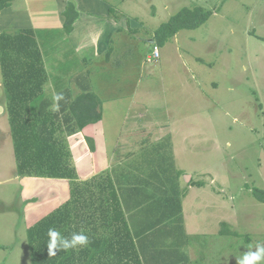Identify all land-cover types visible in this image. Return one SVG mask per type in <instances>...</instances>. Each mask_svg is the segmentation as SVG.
Masks as SVG:
<instances>
[{
    "label": "rangeland",
    "instance_id": "374dc122",
    "mask_svg": "<svg viewBox=\"0 0 264 264\" xmlns=\"http://www.w3.org/2000/svg\"><path fill=\"white\" fill-rule=\"evenodd\" d=\"M101 1L111 6L104 19L112 22L83 29L86 43L78 48L64 30L35 36L48 83L70 89V74L94 65L91 88L102 104L131 97L130 131L122 137L136 131L133 126L145 129L155 143L143 157H156L151 169L166 203L180 195L172 182L181 197L187 194L191 236L185 239L199 250L185 254L186 264H237L264 244V203L253 196L254 189L264 190V0ZM196 7L212 12L205 24L180 31L164 45L155 43L163 23ZM76 50L82 55L75 57ZM54 88L47 85L35 103L52 99ZM180 169L202 187L187 191ZM68 183L17 175L0 60V264H31L27 230L64 202ZM178 220L171 222L179 225ZM175 223L166 229L180 232L184 224ZM222 223L237 235L221 234Z\"/></svg>",
    "mask_w": 264,
    "mask_h": 264
},
{
    "label": "trees",
    "instance_id": "16d2710c",
    "mask_svg": "<svg viewBox=\"0 0 264 264\" xmlns=\"http://www.w3.org/2000/svg\"><path fill=\"white\" fill-rule=\"evenodd\" d=\"M12 2L0 0V11ZM211 16L212 12L201 7L183 8L155 31L153 39L164 45L182 30L200 28ZM63 17L64 31L71 34L79 17L74 2L67 3ZM0 60L17 175L64 179L70 186V199L27 230L31 264H142L112 179L100 175L79 183L69 150L68 137L102 120L100 99L88 87L76 98L67 91L59 102L44 98L35 103L49 83L32 30L0 32ZM253 196L264 203V190L254 189ZM49 228L64 236L83 231L89 244L49 256ZM222 228L221 234L237 235L226 223Z\"/></svg>",
    "mask_w": 264,
    "mask_h": 264
},
{
    "label": "crops",
    "instance_id": "0c3cea01",
    "mask_svg": "<svg viewBox=\"0 0 264 264\" xmlns=\"http://www.w3.org/2000/svg\"><path fill=\"white\" fill-rule=\"evenodd\" d=\"M71 1L75 3L79 13L74 24V30L69 34L71 40L73 42L75 40V48L86 43L82 36L83 29H87L95 21V24L102 22L100 20L106 22L107 25L111 24L112 21L104 19H108L111 14L109 11L111 6L101 0H13L11 6L0 11V32L32 30L36 38L40 34L50 35L48 33L63 32L65 20L63 12L67 3ZM76 53L82 55L76 50L75 57ZM43 60L47 73L48 69L44 57ZM68 62V60L64 61L66 64ZM77 63H79V56L76 58ZM93 66L84 69V72L79 71L80 73L76 74L72 72L68 77L70 89H66L65 85L64 88H57L55 81L49 79L48 85L51 84V88L55 87L54 94L52 92V99L57 94H64L67 91L71 92L73 98H76L86 93L88 87L92 90L94 73L90 69H93ZM87 71L90 72L89 77L86 74ZM130 98L117 100L116 103L112 104H104L103 102L102 120L67 138L72 161L77 170L78 181L84 183L100 175H109L117 190L126 223L142 264H186L187 257L185 254L191 256L196 250H199V248L196 249L195 241L191 242L192 240L185 239L187 236H191L187 229L188 218L185 217L184 207V202H186L184 199L187 194L181 197L182 191L179 192L181 188L178 190L176 183L172 182L169 186L180 195L175 201L168 200L170 205L166 203L157 180L159 175L151 169L156 157H143V152L155 143V141H149L145 129L140 130L139 127L133 126V129L136 130L137 128V130H133L129 132V135L122 137V131H130V123L127 122L133 106ZM98 125L102 127L99 129ZM143 135L147 137L145 138ZM133 137L137 140H133ZM90 141L94 143V151L88 147V144H91ZM100 149L103 151L102 156L99 154ZM184 175L186 176L180 169L179 178ZM185 183L187 184V191L190 188L192 191L196 187H202L193 184L198 182H193V178L188 175L185 177ZM68 189V197L59 206L70 199L69 183ZM177 216L181 218L178 222L184 224L183 229L180 232H175L172 228L166 229L168 225L170 227L173 225L172 223H175L171 221ZM175 224L178 225V223ZM191 225L194 227L195 221H190L189 218L190 228ZM176 233L177 235H175ZM204 233V230L198 232L199 235H204ZM195 234L197 232H193V235ZM175 237L183 238V241L181 240L179 243L174 240Z\"/></svg>",
    "mask_w": 264,
    "mask_h": 264
},
{
    "label": "clouds",
    "instance_id": "9594fccd",
    "mask_svg": "<svg viewBox=\"0 0 264 264\" xmlns=\"http://www.w3.org/2000/svg\"><path fill=\"white\" fill-rule=\"evenodd\" d=\"M63 99L62 94H57L54 100L59 102ZM58 106V104H57ZM47 249L49 256H55L58 251H68L76 248H84L89 244V237L83 232H73L70 236H64L55 229H48ZM255 251L248 250L237 259V264H264V244H256Z\"/></svg>",
    "mask_w": 264,
    "mask_h": 264
},
{
    "label": "built area",
    "instance_id": "2783aa9c",
    "mask_svg": "<svg viewBox=\"0 0 264 264\" xmlns=\"http://www.w3.org/2000/svg\"><path fill=\"white\" fill-rule=\"evenodd\" d=\"M158 56H159L158 48L155 47L154 51H153V58H158ZM150 61H151V59H150Z\"/></svg>",
    "mask_w": 264,
    "mask_h": 264
},
{
    "label": "bare ground",
    "instance_id": "6f19581e",
    "mask_svg": "<svg viewBox=\"0 0 264 264\" xmlns=\"http://www.w3.org/2000/svg\"><path fill=\"white\" fill-rule=\"evenodd\" d=\"M152 60V59H151Z\"/></svg>",
    "mask_w": 264,
    "mask_h": 264
}]
</instances>
